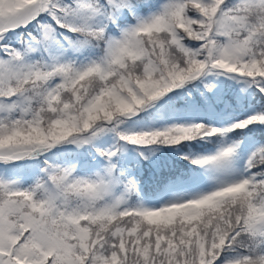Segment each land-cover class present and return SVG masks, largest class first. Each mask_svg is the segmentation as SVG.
Wrapping results in <instances>:
<instances>
[{
	"label": "snow or ice",
	"instance_id": "6c2138e0",
	"mask_svg": "<svg viewBox=\"0 0 264 264\" xmlns=\"http://www.w3.org/2000/svg\"><path fill=\"white\" fill-rule=\"evenodd\" d=\"M0 264H264V0H0Z\"/></svg>",
	"mask_w": 264,
	"mask_h": 264
}]
</instances>
